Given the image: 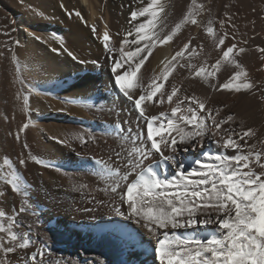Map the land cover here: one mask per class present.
<instances>
[{"label":"bare ground","instance_id":"1","mask_svg":"<svg viewBox=\"0 0 264 264\" xmlns=\"http://www.w3.org/2000/svg\"><path fill=\"white\" fill-rule=\"evenodd\" d=\"M9 1L14 0H1L4 7H8ZM96 2L108 5L116 27L112 33L119 31L123 34L128 28L130 0H97ZM147 2L150 0H145V3ZM164 2L168 5L167 23L170 26L177 22L190 6V0H164ZM197 2L204 3L210 8L211 14H202L198 18L201 26L186 25L173 42L157 45L149 61H146L141 68L145 80L162 71L161 61L171 60L175 52L189 40H191L190 47L196 48L200 53L192 58V64L197 67L205 61L209 66L214 64L222 53L215 48L212 39L203 29L211 19L214 21L218 35L225 31L229 32L225 47L237 43L238 46L246 48V52L237 59L246 67L252 81L264 84V71L258 70L262 63L261 53L257 50L258 47H264V10H262L264 0H197ZM42 3L46 6L45 2ZM77 5L81 10L89 11V19L97 18V10L91 0H78ZM135 6L136 4L133 3L132 7ZM226 11L232 16V22L237 25L238 31L232 30L229 24L220 27L219 21L226 19L224 16ZM21 20L22 17L19 16L16 25L21 24ZM22 27L23 30H19L17 37L21 45L15 49V53L22 65L23 84L13 83L14 66L10 63V53L5 50L0 61V169H10L20 176L27 197L13 193L11 187L0 180V191L5 193L0 197V210L11 215L13 209L18 210L22 201L24 202L28 211L18 216L16 230L21 234L29 235L32 246L25 250L26 253L30 254L36 248H41L47 253L46 264H57V261H60V264H66L68 261H71V264H158L153 255L156 239L149 236L147 231L134 220L110 212L107 203H98L101 200L108 202L112 194L103 191L107 182L95 173L94 169L99 167L92 168L90 163L92 159L89 158L93 153H97L96 158L98 156L107 159L110 151L120 149L121 138L116 135L119 131L116 128L117 122L123 125L125 137L128 135V128L132 129L133 134L138 129L145 130L144 121H138L137 112L132 108L131 103L114 89L110 71L111 58L104 52L102 40L99 43L92 41L90 38L92 30H77L80 41L86 42L84 37L87 36L93 49L91 55L98 59L96 65L90 63L82 65L72 61L66 54L52 53L51 47H59L51 43L48 33L50 39L37 30H32L28 25ZM232 35L236 36V40L232 39ZM34 36H40L41 40H35ZM112 39L115 40L117 37L113 36ZM242 40H247L248 43L246 45L239 43ZM80 41L72 43V51L83 60L81 53H84V49ZM47 42L48 44L50 42L51 46ZM74 48H78L80 53L77 54ZM187 60L186 51L181 62ZM89 61L91 62V58ZM88 69H93L94 75L72 77L73 73ZM233 71V67L225 65L217 74L218 81L225 82ZM169 81L182 87L183 90L178 96L194 93L198 98L206 101L208 108H221V117L234 114L236 122L232 127L238 132L241 128H254L257 138L250 140L249 143L264 140V104L259 103L256 95L214 91L201 79L192 78L188 70L179 67L169 77ZM7 83L10 89L8 107L4 102ZM171 83L165 82V88L170 90ZM44 88L47 90L43 91ZM21 90H23L22 95H29V113L20 111L22 99L17 100L15 94ZM73 100L81 102H71ZM84 101L87 103H83ZM175 104L176 97L171 103L167 102L165 97L163 104H156L149 108L148 112L152 115H158L160 111L170 113ZM182 107L186 111L187 102ZM86 116L87 119L84 118ZM29 119L32 123L24 133H21V140L17 141L15 133ZM70 132H83L86 137L91 135L94 139L85 144L70 141L71 147L51 139L55 136L62 140ZM220 138V135L215 137L208 135L202 142L181 145L176 152L177 163H182L186 170H190L195 166L194 161L197 159L206 160L203 156L205 152L233 155V150L218 145L217 141ZM24 142L29 145L28 149L22 147ZM125 146L130 147V145ZM197 147L202 148L204 152L196 155L194 150ZM29 151L49 166L38 165L31 159H28L30 162L27 165H20L18 163L20 154L23 153L27 157ZM86 157L87 160L84 159ZM5 158L9 160L7 166L3 164ZM156 159L159 160L158 157ZM153 167L160 174L161 179L165 177L170 179L178 170L177 167L162 161L153 163ZM79 185H87V188L77 190ZM90 191L93 193L91 197L88 195ZM84 199L88 202V208L93 207L94 212L82 214L80 205ZM92 218L113 221L111 231L103 232L102 236L98 237L96 230L100 225L82 223L91 222ZM118 220L126 223L121 226ZM214 227L215 225H211L207 229L198 228L196 231L201 237H206ZM192 232L193 230L184 228L175 230L176 235L181 237L188 236ZM23 255L25 253L9 254L11 264H20V257Z\"/></svg>","mask_w":264,"mask_h":264},{"label":"snow or ice","instance_id":"2","mask_svg":"<svg viewBox=\"0 0 264 264\" xmlns=\"http://www.w3.org/2000/svg\"><path fill=\"white\" fill-rule=\"evenodd\" d=\"M133 3L135 7H132ZM59 7L69 18L75 16L86 24L79 10L69 11L63 0H60ZM202 14L210 15L211 9L204 3L190 0L185 14L170 26L167 23L168 5L164 0H150L147 3L145 0H130L129 27L123 34L118 31L110 35L106 24L102 37H97L102 39L103 50L111 58L114 89L131 103L138 121L143 120L145 125L144 131L138 129L135 134L128 128L125 137L123 125L117 122L119 131L116 135L121 138L120 149L110 151L107 159L93 158L95 164L100 166L94 169L95 173L107 182L103 191L112 194L108 202L101 200L98 203H107L110 212L134 220L156 239L153 255L158 264H264V140L249 143L257 138L254 128H241L238 132L232 127L236 122L234 114L221 117V108H208L206 101L194 93L178 96L182 87L169 81L179 67L188 70L192 78L201 79L214 91L251 93L257 96L259 103L264 104V84L252 81L246 67L237 59L246 52V48L237 43L225 47L229 32L218 35L214 21L209 19L203 29L215 48L222 53L214 64L209 66L206 61L199 67L192 64V58L200 53L190 47L189 40L171 60L161 61L163 69L158 74L145 80L141 73L142 66L149 61L157 45L173 42L186 25L201 26L198 18ZM224 16L226 19L219 21L220 27L229 24L232 30L238 31L229 12L226 11ZM91 30L95 34L94 25ZM14 32L15 28L8 29L5 25V30L0 34L8 38L4 48L10 53V63L14 66L13 83L23 84L22 65L15 53L21 41L12 35ZM112 36L117 39L113 40ZM34 39L40 41L41 37L34 36ZM56 39L60 41V47H51L52 53L66 54L82 65L89 63L65 47L61 38ZM232 39L236 40V36L232 35ZM239 43L246 45L248 41ZM257 50L261 53L262 62L258 70L264 71V47ZM186 51L188 60L181 62ZM2 55L4 53L0 52ZM90 63L96 65L97 61ZM225 65L233 67L234 71L225 82L220 83L217 74ZM165 82L171 83L170 90L165 88ZM22 91L15 94L16 99H22L20 111L28 113L29 95H21ZM165 97L169 103L176 97V104L170 113L160 111L158 115L149 114L148 109L163 104ZM185 102L186 111L182 107ZM31 123L29 119L18 129L15 133L17 141L21 140V133ZM208 135H220L218 145L233 150L234 154L205 152L203 156L206 160L197 159L190 170L177 163L176 152L181 145L202 142ZM51 139L71 147L70 141L85 144L94 137H86L83 132H70L62 140L55 136ZM22 147L28 149L29 145L24 142ZM28 159L38 165L49 166L32 155L31 151L27 157L21 153L18 163L26 165ZM161 161L177 167L176 174L170 179H161L154 169L153 163ZM3 164L9 165V160L5 158ZM0 180L9 185L13 193L27 197L16 172L0 169ZM85 188L87 185H79L77 190ZM4 195L0 191V197ZM27 211L23 201L18 210L13 209L11 215L0 210V264H11L9 254L16 253H25L20 257V264H46L47 253L41 248L26 253L25 250L32 246L29 235L16 230L18 216ZM211 225L215 227L206 237H201L196 231ZM180 228L192 229L193 232L181 237L175 233ZM66 264H71V261Z\"/></svg>","mask_w":264,"mask_h":264},{"label":"rangeland","instance_id":"3","mask_svg":"<svg viewBox=\"0 0 264 264\" xmlns=\"http://www.w3.org/2000/svg\"><path fill=\"white\" fill-rule=\"evenodd\" d=\"M77 1L78 0H63V3L66 5V7L68 8L69 11H72L73 9L79 10L81 12V14L83 15L84 20L86 21V24L84 22H81L75 16H73L72 18H69L66 15V13L64 12V10L59 7L60 0H38V1L37 0H18V1L14 0V1H9L10 5L8 4V7H4V5L2 4V2L0 0V33H2L5 30V25H7L8 29H11V28L16 29V32L12 33V35L17 38L18 34H19V30H23L22 26L28 25L31 27L32 30H37L42 35H46L48 39L51 38V40H50L51 43L57 47H60V41L58 39H56V37L61 38L64 41V46L67 48L70 47L69 49H71V51H72V49H73L72 47H73L74 42L80 41L79 40V34L77 33L78 32L77 30H91V26L94 25L96 28V32H95V34L93 32H91L90 38L92 39V41H94V42L96 41V43H99L102 40V39H97V37H102L103 32L105 31V25L106 24H107L108 30L110 31V35L112 34V30H116L114 20L111 16V11H110L107 4H105V3L99 4L96 2L97 0H95V1L91 0L93 7L97 10V18L95 20H91V19H89V13H88L89 11L85 12V11L81 10V8H79V6L77 5ZM42 2H45L46 6ZM13 3H14V5H13ZM21 6L22 7L24 6V7L22 8ZM26 7L28 10L26 9ZM28 7H30V8H28ZM23 9L25 11H23ZM29 10H30V12H29ZM262 10H264V7H262ZM23 12H24V14H23ZM37 13H40V14H37ZM25 15H29V16L25 17ZM19 16L22 17V20L20 22L21 24L16 25L18 22ZM27 18L30 20H28ZM128 27H129V25H128ZM47 33L49 34L50 38L47 35ZM86 37H84L86 42L80 41L81 44H83L82 48L84 49V53H81V56H83V60H85V61H89V59L91 58V61H92V59H93V61L95 59V61H97V63H98L97 57L91 55L92 50H93V49H91L92 45H91V42H89ZM111 38H113V36ZM7 39H8L7 37L0 34V52H3V53L5 52L4 44L7 41ZM55 40H57V41H55ZM47 44H48V42H47ZM49 44H50V42H49ZM49 46H51V45H49ZM74 50H76L77 54L80 53V50H78V48H76V49L74 48ZM2 58H3V55L0 56V61H2ZM89 63H90V61H89ZM90 64L93 65L92 63H90ZM88 70H84L85 72L81 71V72L73 73L72 77H77L79 75L80 76L82 75L81 77L87 76V75H94L93 69L92 70L90 69L89 71ZM87 71H88V73H87ZM7 82H9V81H7ZM5 88L8 90L5 89L6 95L4 98L5 99L4 102H5V105L8 107L9 102H10V98L8 99V97L10 96L9 83L5 84ZM45 90H47V89L44 88L43 91H45ZM29 111H30V109H29ZM84 118L87 119V116ZM200 152H204V150L202 148H199V147H197L194 150V153L196 155L199 154ZM96 155H97V153H95V154L93 153L92 157L89 158V159H92V160H90L92 168L100 167L99 165L95 164V161L93 159V158H96L95 157ZM97 158H98V156H97ZM84 159L87 160L88 158L86 157ZM28 162H30V161L27 160L26 165L28 164ZM92 194H93L92 191H90L88 193V195L90 197L92 196ZM81 205H80V209H81L82 214L94 212L93 207L91 209L88 208V202L85 199L82 201ZM87 208H88V210L85 212V210ZM81 212H80V214H81ZM90 221L91 222L83 221L82 223H92V224H95L96 226L100 225V227H97V230H96L98 237H101L103 232L111 231L110 228H111V225H113V221H111V220L104 221V220H100L98 218L97 219L92 218ZM118 222L121 226H123L124 223H126L123 220H118ZM77 224H78V222H76V225ZM134 228H135V226H134ZM135 229L137 231H139L137 228H135ZM191 231H192V229H191Z\"/></svg>","mask_w":264,"mask_h":264}]
</instances>
